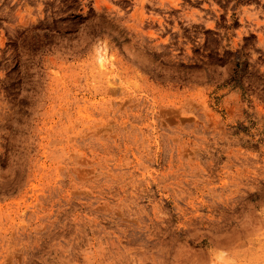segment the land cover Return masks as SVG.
I'll list each match as a JSON object with an SVG mask.
<instances>
[{"label":"rangeland","instance_id":"374dc122","mask_svg":"<svg viewBox=\"0 0 264 264\" xmlns=\"http://www.w3.org/2000/svg\"><path fill=\"white\" fill-rule=\"evenodd\" d=\"M0 264H264V0H0Z\"/></svg>","mask_w":264,"mask_h":264}]
</instances>
